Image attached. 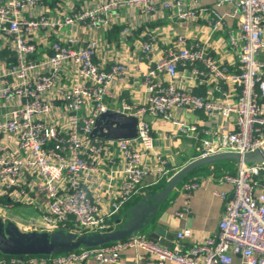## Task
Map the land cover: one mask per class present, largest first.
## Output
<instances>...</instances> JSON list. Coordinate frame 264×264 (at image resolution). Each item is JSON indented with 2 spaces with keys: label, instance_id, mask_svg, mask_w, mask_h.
I'll return each mask as SVG.
<instances>
[{
  "label": "built area",
  "instance_id": "obj_1",
  "mask_svg": "<svg viewBox=\"0 0 264 264\" xmlns=\"http://www.w3.org/2000/svg\"><path fill=\"white\" fill-rule=\"evenodd\" d=\"M52 1L0 0V106L9 105L5 116H0V197L43 200V222L31 228L53 230L69 222L74 224L73 231L105 228V211H119L139 193L145 177L152 175L155 184L168 174L167 161L160 156V166L154 169L144 162L155 147L148 117L169 119L180 133L199 138L200 156L226 150L244 153L262 146L264 61L258 55L264 49V0H216L211 8L198 0H190L191 5L188 0H100L78 6L72 0L51 6ZM125 6L140 7L147 14L173 10L183 20L203 14L214 29H220L227 16L237 18L239 30L229 34L228 42L240 68L231 70L204 45L189 44L183 33L158 57L151 56L154 43L144 42L142 57L154 62L145 73L147 96L141 103L123 100L120 110L138 118V136L93 138L96 117L109 109L105 98L113 95L111 86L130 75L124 61L108 67L96 62L99 40L93 32ZM223 7L229 10L222 12ZM83 28L86 36L81 34ZM41 48L50 52L41 54ZM182 68H191L193 76L214 79L221 96L228 95L222 83L233 85L236 99L224 101L195 93L182 85ZM56 101L67 115L65 130L50 117ZM178 109L202 111L212 118L234 117V126L215 134L178 118ZM117 150L120 187L108 188L106 198L92 195L84 175L96 169L104 153L113 155ZM222 179L232 185V191H214L225 201L218 229L190 247L184 243L188 230L178 231L172 245L136 233L111 244L56 255L6 256L0 264H42L47 259L49 264H82L91 258L104 263L115 261L129 248L142 251L139 257L148 264H231L235 255L248 264H264V161L241 164ZM199 186L198 180L183 184L189 197ZM107 202L109 207L104 209ZM189 211L188 200L177 214Z\"/></svg>",
  "mask_w": 264,
  "mask_h": 264
},
{
  "label": "crops",
  "instance_id": "obj_2",
  "mask_svg": "<svg viewBox=\"0 0 264 264\" xmlns=\"http://www.w3.org/2000/svg\"><path fill=\"white\" fill-rule=\"evenodd\" d=\"M72 1L71 4L74 3L78 6L100 0ZM198 1L201 6L211 8L216 0ZM64 4V0H54L51 2V6H63ZM188 4H192L190 0H188ZM228 10L229 7L221 8L222 12ZM239 27V20L229 16L225 17L224 24L220 29H214L209 25L203 14L195 19L183 20L176 17L173 10H165L158 14H147L140 7H123L117 16H113L110 19L107 25H102L93 32V35L99 40V46L95 55L96 62L102 67H108L110 64L120 60L126 62L130 69V75L126 80L119 79L111 86L113 95L105 98L109 109L121 110L123 100L141 103L146 98L145 73L154 62L150 57H142L141 46L144 42L151 41L154 43L155 51L151 56L158 57L168 48L172 47L177 36L183 33L187 36L189 44L199 43L204 45L209 54L226 64L231 70L237 71L240 68L239 58L229 44L228 37L230 33L237 32ZM81 34L83 36L87 35L84 28L81 29ZM41 51H43L41 54H44L45 52H50V49L41 48ZM258 56L264 61V49L260 51ZM190 72L191 68L181 69V74L184 77L181 80L183 86L209 98H222L224 101H234L236 99L237 91L233 85L222 83V89L228 95L227 97L221 96L220 91L216 89V81L214 79L193 76ZM68 80V78H65V81ZM262 102L264 103V100ZM56 103V108L53 109L50 117L53 118L52 121L54 123H58L59 129L65 130L67 115L63 114L61 110V102L56 101ZM8 109L9 105L7 103L1 105L0 116L4 117ZM175 115L187 122L197 123L201 127L210 128L215 134L223 130H230L234 126V117L223 119L219 115L212 118L202 111L178 109L175 111ZM148 119L152 125L155 147L145 155L144 162L147 167L152 169L159 167L158 156H160L167 161L166 167L170 169L168 173L170 174L171 172H176L190 160L200 156L201 141L199 138L180 133L177 126L169 119L160 117H148ZM119 161H121V155L118 150L113 155L104 153L98 159L96 169L89 176L84 175L85 186L92 195H103L106 198L108 188L116 191L120 187L122 175L115 170L116 168L119 169ZM222 177L211 173L200 175L196 179L200 181V186L193 191L190 197L183 187L184 180L160 208L157 219L152 227L141 233L148 236V233L153 230L154 226L160 225L166 230L167 234L174 235L172 239V244H174L177 232L188 230V233L184 237L186 247L201 242L209 235L214 234L218 229L225 206L224 199L215 194L214 191H232V185L223 181ZM152 181V175L145 177L139 193L134 195L130 201L140 195L136 199L137 201L142 194L146 193L147 189L154 185ZM188 200L190 204L189 213L183 216L178 215L177 212L184 208ZM7 203L14 207L26 205L32 208L30 217L16 211L17 216L11 218L22 229H31L29 223L32 225L34 223L42 224L45 205L40 198L33 202L16 201L8 198ZM131 204H128V206ZM103 207L107 209L109 203H104ZM122 208L111 214H106L105 211L108 226L115 224V219L124 211V208ZM141 254L142 251L129 248L122 250L115 261L100 263L91 258L82 264H148L147 259L139 257ZM2 257L0 253V260ZM49 262L47 259L42 264H49ZM165 264L178 263L167 262ZM231 264L248 263L241 255H235Z\"/></svg>",
  "mask_w": 264,
  "mask_h": 264
},
{
  "label": "water",
  "instance_id": "obj_3",
  "mask_svg": "<svg viewBox=\"0 0 264 264\" xmlns=\"http://www.w3.org/2000/svg\"><path fill=\"white\" fill-rule=\"evenodd\" d=\"M138 118L120 110L107 109L95 119L91 137L106 139H131L139 134ZM233 161L253 164L264 161V148L258 146L247 152L220 151L190 160L166 181L157 191H148L127 206L115 219V224L102 229L78 232L63 227L53 230L22 229L14 220L0 215V253L7 256L56 255L80 248L111 244L146 231L155 223L159 210L171 193L195 170L205 165ZM148 236L166 245H172L173 234L160 225L153 227Z\"/></svg>",
  "mask_w": 264,
  "mask_h": 264
},
{
  "label": "trees",
  "instance_id": "obj_4",
  "mask_svg": "<svg viewBox=\"0 0 264 264\" xmlns=\"http://www.w3.org/2000/svg\"><path fill=\"white\" fill-rule=\"evenodd\" d=\"M237 170V164L233 161H227V162H218L215 163L213 165H205L200 167L199 169L195 170L194 172H192L190 175L187 176V178L185 179L184 183L190 180H196L198 179V177H200V175H206V174H214L218 177L224 176L226 173H235ZM174 172H171L170 174H166L163 175L160 179V181L154 185H152L151 187H149L147 189L148 191H157L159 190L161 187L164 186V184L166 183L167 179L173 174ZM140 195L137 196V198ZM135 198L132 201H127L126 204L123 206V208L125 209V207L128 206V204L134 203L136 201ZM0 202H8V198L6 197H0ZM122 208V209H123ZM65 228L69 229V230H74V224H72L71 222H69ZM78 232H86L85 229H77ZM3 257H6L7 255L1 254ZM39 256H50V255H39Z\"/></svg>",
  "mask_w": 264,
  "mask_h": 264
},
{
  "label": "rangeland",
  "instance_id": "obj_5",
  "mask_svg": "<svg viewBox=\"0 0 264 264\" xmlns=\"http://www.w3.org/2000/svg\"><path fill=\"white\" fill-rule=\"evenodd\" d=\"M16 211L24 213V216L30 217V213L32 212V208L26 205H17L14 207L13 205H9L6 202H0V215H2L5 219H11L16 217ZM29 226H32L29 223Z\"/></svg>",
  "mask_w": 264,
  "mask_h": 264
},
{
  "label": "bare ground",
  "instance_id": "obj_6",
  "mask_svg": "<svg viewBox=\"0 0 264 264\" xmlns=\"http://www.w3.org/2000/svg\"><path fill=\"white\" fill-rule=\"evenodd\" d=\"M262 147L264 148V141H263V143H262Z\"/></svg>",
  "mask_w": 264,
  "mask_h": 264
}]
</instances>
